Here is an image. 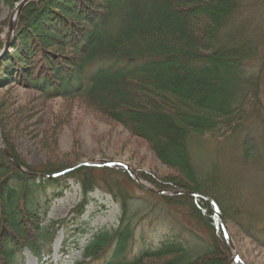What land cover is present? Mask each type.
Listing matches in <instances>:
<instances>
[{
	"label": "trees",
	"instance_id": "1",
	"mask_svg": "<svg viewBox=\"0 0 264 264\" xmlns=\"http://www.w3.org/2000/svg\"><path fill=\"white\" fill-rule=\"evenodd\" d=\"M3 1L21 2L0 0V6ZM178 1L30 0L20 12L15 49L0 61V88L18 85L38 92L45 99L85 97L100 112L149 142L163 160L166 157L160 152L162 146L178 150L183 159L180 165L187 168V177L193 180L194 173L185 153L188 136L211 134L219 126L230 132L227 129L233 123L230 120L250 119L252 113L260 112L261 105L264 106L259 73L252 74L247 68L256 59L254 55L260 47H264V39L245 40V32L238 25L239 30H229L227 41H216L222 33L220 28L236 14L237 0H188L192 4L200 2L208 10L210 20L203 21L202 29L192 24L197 18L192 20L188 9L193 6H183ZM200 33L205 34V40H201ZM3 44L4 39H0V48ZM102 62L105 63L97 70L91 69L93 64ZM144 81H151L156 90L153 93L147 90L148 94L140 92L141 96L135 100L123 99L121 107L112 108L107 104L112 92L109 90L124 82L133 89ZM21 119L24 121V117ZM23 121L15 119L10 127L0 117V264H22L21 251L25 247L44 264L57 229L55 222L40 221L39 210L49 202V193L55 191L57 184L73 178L81 185L84 197L76 209L82 212L90 199L89 193L100 187L97 181H92L89 171L124 173L134 181L120 165H81L59 177L38 176L37 173L52 174L78 162L62 169L59 165L44 166V169L25 165L13 155L11 145L12 130ZM2 145L28 172L12 162ZM137 171L141 178L160 188L195 190L187 183L172 179L160 181L163 186L157 185L143 176L141 169ZM106 183L105 179L103 184ZM148 192L157 197H191V204L193 201L211 221L215 239L202 237L206 245L199 251H191L186 242L172 236L161 240L157 247L144 246L136 256L128 257L126 250L135 229L132 219L127 217L125 195L119 198L113 193L122 202L120 225L97 231L85 247L84 259L74 264H89V259L103 254L111 256L104 264L230 263L234 251L208 201L184 194L161 196ZM212 198L231 232L223 206ZM245 236L262 246L258 239L249 234ZM235 264H245L240 252Z\"/></svg>",
	"mask_w": 264,
	"mask_h": 264
},
{
	"label": "rangeland",
	"instance_id": "2",
	"mask_svg": "<svg viewBox=\"0 0 264 264\" xmlns=\"http://www.w3.org/2000/svg\"><path fill=\"white\" fill-rule=\"evenodd\" d=\"M10 2L3 1L0 6L1 41L7 33L9 17L18 5ZM237 2L239 8L236 14L228 18V23L220 28L222 33L216 41H227L229 30H239L238 25L240 31L245 32V40L252 42L264 39V0ZM178 3L193 6L188 10L192 20L197 18L192 21L194 27L202 29L203 21L210 20L208 10L200 2L192 4L188 0H179ZM200 38L205 40V34H201ZM260 48L254 55L256 59L247 68L252 74L259 73L261 104L262 100L264 104V47ZM153 86L151 81H144L132 89L129 83L124 82L122 86L109 90L112 92L108 95L107 104L112 108L121 107V100H135L141 96L140 92L148 94L149 90L153 93L152 90H156ZM86 99L78 96L45 99L38 92L18 85L1 87L0 117L10 127L15 119L21 122L24 117L18 128L12 130L13 155L25 165L38 169L50 165H59L62 169L80 161L119 160L129 164L136 172L141 169L142 175L157 185L163 186L160 181L169 179L187 183L190 188L195 189L188 190L197 192L199 189L209 198L214 196L220 201L229 220L231 250L240 252L245 264H264V247L245 236L249 234L254 240L259 239L257 236L260 233L253 230L264 224L263 105L260 112L252 113L250 119L237 121V117H234L230 120L233 122L229 123V128L227 126L230 132L226 127L222 129L219 126L211 134L195 133L188 136L185 153L194 173L193 180H190L187 168L180 165L183 159L178 150L162 146L160 152L166 157L163 160L149 142L100 112ZM7 151L15 159L8 149ZM177 164L183 171L177 168ZM89 173L92 174V181H97L106 191L117 194L119 198L125 195L128 218L132 219L135 227L134 237L127 246L128 255L133 256L139 251L143 239L160 242L173 236L186 242L191 251H199L206 245L202 242V237L208 239L211 236V240L215 239L211 221L195 207L193 201V205L191 204V197H157L124 173L107 174L97 169ZM105 179L107 183L103 184ZM190 181L195 184H190ZM145 183L154 189L170 192V188ZM89 197V203L81 216L73 218L71 209L82 198L80 185L68 181L51 191L50 204L45 207L46 213L42 212L44 223L66 218L68 226L60 229L56 236L55 253L52 257L55 262L50 264H71L74 259L80 258L82 247L95 232L100 228L118 225L122 209L111 194L96 189ZM247 223L249 225L245 228ZM24 254L26 264H37L36 258L28 250Z\"/></svg>",
	"mask_w": 264,
	"mask_h": 264
},
{
	"label": "water",
	"instance_id": "3",
	"mask_svg": "<svg viewBox=\"0 0 264 264\" xmlns=\"http://www.w3.org/2000/svg\"><path fill=\"white\" fill-rule=\"evenodd\" d=\"M27 1H28V0H23V1L20 3V5L18 6V9L20 10V9L22 8V6H23ZM15 26H16V21H13V22H12V29L15 28ZM10 43H11V36L6 40V42H5V46H4L3 50H2V54L7 50V48H8L9 45H10ZM6 152H7V150H6ZM7 154H8V153H7ZM177 192L188 193V194H192V195H194V196H201L200 194L193 193V192H190V191H177ZM207 200H209V201L211 202V199L208 198ZM218 217H219L220 225L222 226V228H224V223H223V221H222V217H221L220 213H218ZM225 234H226L228 240L231 242V237L229 236V234H228V232H227L226 229H225Z\"/></svg>",
	"mask_w": 264,
	"mask_h": 264
},
{
	"label": "bare ground",
	"instance_id": "4",
	"mask_svg": "<svg viewBox=\"0 0 264 264\" xmlns=\"http://www.w3.org/2000/svg\"><path fill=\"white\" fill-rule=\"evenodd\" d=\"M27 2H28V1H27ZM27 2H26V3H27ZM26 3H25V4H26ZM25 4H24V5H25ZM24 5H23V6H24ZM17 8H18V7H16V9H17ZM16 9H15V10H16ZM15 10H14V12H15ZM16 161H17L16 159L12 160V162H13L15 165H16ZM16 166H17V165H16ZM135 226H136V225H135Z\"/></svg>",
	"mask_w": 264,
	"mask_h": 264
}]
</instances>
